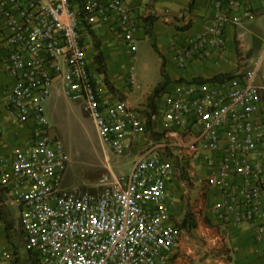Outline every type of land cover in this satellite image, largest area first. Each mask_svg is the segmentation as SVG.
<instances>
[{"label":"built area","instance_id":"obj_1","mask_svg":"<svg viewBox=\"0 0 264 264\" xmlns=\"http://www.w3.org/2000/svg\"><path fill=\"white\" fill-rule=\"evenodd\" d=\"M255 18L264 20V0H213L208 24L174 43L178 65L222 61L227 30ZM92 19L112 25L136 60L139 26L129 0H85L82 11L73 0H0V51H8L3 66L14 78L4 102L18 121L33 124L28 146L1 172L0 185L21 210L20 228L37 263L172 264L181 248V229L171 210L177 170L165 151L177 146L173 140L181 130L196 137L193 156L206 168L208 186L221 196L211 213L223 225L249 224L264 253L260 62L227 82L178 84L166 93L163 109L175 129L142 150L129 175L111 171L93 189L64 187L70 157L51 133L43 106L56 82L69 100L83 103L101 142L115 155L133 150L132 141H125L127 132L147 133L140 111L102 99L83 43ZM128 84L131 95L142 88L134 65ZM0 264H14L12 247L1 241Z\"/></svg>","mask_w":264,"mask_h":264},{"label":"crops","instance_id":"obj_2","mask_svg":"<svg viewBox=\"0 0 264 264\" xmlns=\"http://www.w3.org/2000/svg\"><path fill=\"white\" fill-rule=\"evenodd\" d=\"M84 1L73 0V5L77 10L82 11L84 9ZM212 1L129 0L130 6L138 20L137 39L140 40L147 37L152 41V38L148 36L150 27L147 19L149 18V21H153L152 33L161 55V78L145 92L136 91L132 95L128 84L129 72L134 60L131 47L115 33L112 25L104 24L97 19L90 20L87 30L83 31V43L94 71L95 79L101 90L100 94L103 101L108 104L124 102L127 106L144 113L148 98L152 95L154 89L165 80L162 71L165 72V76L169 81V85L162 95L174 91L178 84L197 86L219 75L241 74L244 45L242 44V36L238 34V28L250 20L227 30L226 50L222 61L217 62L216 58L207 60L196 59L186 68H181L177 63L174 43L194 36L208 24ZM3 27V25H0V35L3 34ZM94 39H97L101 45L106 75L101 73L100 65L95 60L98 50L95 47ZM7 53L8 51L5 49L0 51V174L4 170L10 169V164L15 154L28 146L33 132V124L31 122L23 123L18 121L15 115L7 109L4 102L7 90L14 83V78L6 73L3 66V60ZM106 76L109 78L111 86L106 84ZM165 95L162 101L161 97L157 101L156 129L159 132L167 133L169 130L175 129V127L166 120L163 113ZM125 141H132L133 143V150L129 155L134 156V161L142 150L150 147L153 143H157L148 138L147 133L134 135L131 131L127 132ZM195 141L196 137L194 135L181 130V134L179 133L177 138L173 140L174 145L176 144L177 146L172 147V151L178 156L182 153V148H184L185 152L191 156V161L195 162L193 164L201 168L199 170L202 173L200 176L203 181H200L199 184L201 188L205 189L206 196L204 205L199 209V213L195 215L200 216H196L197 229L202 234L207 235L205 239L208 243L206 249L211 252V258L201 259V261L198 259L197 262L204 264H264L262 245L256 241L255 230L249 224L223 225L211 213L210 206L212 203L220 201L221 196L215 188L208 186L203 178L207 174V170L201 159L193 156V147L196 146L194 145ZM103 147L107 146L103 145ZM203 154L205 152L199 153V155ZM107 159H109L108 156ZM4 194L5 192L0 185L1 199ZM1 203L2 201H0ZM261 208L264 213V198L261 202ZM182 209V201L175 198L174 204L171 206L172 213L176 216L180 215ZM0 239L1 242L8 243L5 227L1 222ZM183 259L181 255H176L172 264H196L192 260L197 259V257H192V260L188 259V257Z\"/></svg>","mask_w":264,"mask_h":264},{"label":"rangeland","instance_id":"obj_3","mask_svg":"<svg viewBox=\"0 0 264 264\" xmlns=\"http://www.w3.org/2000/svg\"><path fill=\"white\" fill-rule=\"evenodd\" d=\"M238 34L242 36L244 45V58L241 59L240 73L253 70L260 62L257 83L264 88V20L255 18L248 21L238 28ZM136 53L137 58L135 61L133 60L132 64L135 66L137 77L142 84L139 92H145L161 78V57L154 50L152 41L147 37L137 41ZM164 95L161 96V101ZM43 106L50 121L51 133L60 139L70 157L64 176V187L93 189L111 171L118 176L131 173L134 156L129 154L117 156L111 148L103 147L95 123L84 110L83 103L69 100L62 91L61 82L58 81L51 87L50 98L44 102ZM147 137L149 138L148 135ZM172 150L167 148L165 154L177 170L174 184L175 198L183 203L180 215H175V220L179 224L188 211L193 212L194 215L199 213V209L204 205L206 192L199 184L200 181H203L200 176L202 173L199 170L201 168L193 164L195 162L191 161V156L185 152L184 148L178 156ZM1 201L0 205L11 214L15 223L13 235H15L14 241L18 247L19 264H37L35 259H32L24 235L21 233L19 223L22 214L18 204L10 203L6 194L3 195ZM196 216L200 217L195 215V218ZM180 229L181 248L178 255H181L182 259L188 257L191 260L196 256L197 259H193L192 262L204 264L197 260L201 261V259H208L211 256L209 249H206L207 235L202 234L197 228L190 232L181 227Z\"/></svg>","mask_w":264,"mask_h":264},{"label":"trees","instance_id":"obj_4","mask_svg":"<svg viewBox=\"0 0 264 264\" xmlns=\"http://www.w3.org/2000/svg\"><path fill=\"white\" fill-rule=\"evenodd\" d=\"M147 21H148V26L150 27V30L148 31V36H150L152 38V46H153L154 50L160 55L159 49L157 47V44L154 41V35L152 33V23H153V21H149V18L147 19ZM94 42H95V47L98 50V53H97V55L95 57V60L100 65L101 73L106 75V66H105V63H104L103 54L101 52V45L97 41V39H94ZM160 57H161V55H160ZM162 75L164 76V79H165L164 82L159 84L154 89L152 95L148 98L145 111H144V113H142L144 118H145V120H146L147 135L154 142H160V141H163V140L166 139V135H165L166 133L159 132L156 129V120H157V116H158V103H157V100L162 96V94L165 91L166 87L169 85V81H168L167 77L165 76V72L164 71H162ZM235 76L236 75H219V76L213 77V78L205 81V83L225 82V81H228V80L232 79ZM105 80H106V84L108 86H111L110 80H109V78L107 76H106ZM0 201H1V198H0ZM0 222L5 227L6 238H7L8 244L11 245V247L13 249V252H14V264H19L18 247H17V243L14 241L15 235H13V231L15 232V230H14L15 223H14V220L11 218V214L9 212H7L3 208V206H1V205H0ZM179 226L183 230H187L189 232L194 230L195 228H197V222H196V218H195V215L193 214V212L188 211L186 213L185 217L183 218V220L181 221V223H179ZM21 233H22V230H21ZM31 257H32V259L33 258L35 259L34 255L32 253H31ZM35 261H36V259H35Z\"/></svg>","mask_w":264,"mask_h":264}]
</instances>
